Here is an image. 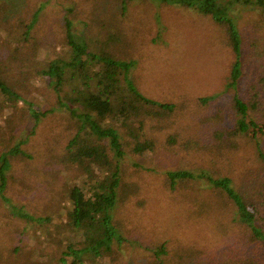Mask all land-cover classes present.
I'll return each instance as SVG.
<instances>
[{
    "label": "trees",
    "instance_id": "1",
    "mask_svg": "<svg viewBox=\"0 0 264 264\" xmlns=\"http://www.w3.org/2000/svg\"><path fill=\"white\" fill-rule=\"evenodd\" d=\"M70 1L75 5L62 6V0L55 6L52 0H24L23 4L0 0V124L16 137L14 144L0 150V199L9 205L10 214L41 224L48 222L46 228L54 232L50 240L58 242V251L66 243L58 259L48 253L47 245L34 254L36 259L46 260L45 264H73L67 262V256H72L94 264L103 256L101 264H122L123 248L132 245V238L126 235L132 232V212L145 208L151 199L134 175H128L130 166L123 160L128 155L139 157L154 150L159 133L188 115L201 123L204 119L214 120V142L207 145L208 141L197 132L188 138L181 136L179 143L180 132H169L167 144H179L180 152L212 154V158L204 166L167 169L163 186L172 204L188 212L186 221L204 220L226 244L233 245L237 240L249 244L243 235L252 240L264 239V214L251 207L263 206L264 195L259 204L245 189L248 183L254 186L256 179L264 176L253 169L256 161L264 170V140L255 132L264 127V62L257 58V38L246 53L243 31L234 13L237 6L259 8L264 13V0H158L164 5L197 9L224 32L233 54L228 88L234 92L224 106L212 107L209 113L206 111L218 94L200 96L198 104L190 106L185 100L179 104L161 101L139 90L136 78L131 76L135 63L132 40L124 27L129 3L135 0ZM81 23L88 27L87 35L76 34ZM251 28L257 33L254 24ZM50 44L51 50L45 49ZM245 62L252 65L255 75L246 92L239 95ZM26 78H32L31 84ZM36 80L47 82L55 93L54 102L45 92L44 105L34 101L32 86ZM25 107L33 121L23 136L17 134L16 127L26 125ZM6 108L10 109L8 114ZM18 108L21 110L15 111ZM49 114L63 119L58 123L64 134L62 130L63 136L51 137L50 143L48 137L45 141L43 138L45 153L40 150V157L35 158L28 146ZM118 122H124V126L137 123L134 137L121 132ZM49 149L55 151L50 153ZM35 159L39 162L33 163ZM23 162H28V167ZM15 166L24 174L14 176ZM133 166L143 164L135 160ZM244 177L247 180L243 183ZM10 180H16L20 192L35 194L42 203L50 202V211L35 216L12 203L6 194ZM167 243L163 240L155 247L145 246L152 252L151 264H164L158 259L162 255L187 262L185 257L194 252L176 242L178 255L173 256ZM32 259L26 254L19 263L36 264ZM2 264H16L12 252ZM247 264H254V260Z\"/></svg>",
    "mask_w": 264,
    "mask_h": 264
},
{
    "label": "rangeland",
    "instance_id": "2",
    "mask_svg": "<svg viewBox=\"0 0 264 264\" xmlns=\"http://www.w3.org/2000/svg\"><path fill=\"white\" fill-rule=\"evenodd\" d=\"M17 1L20 4L24 3V0ZM57 1L52 0L51 5L55 6L54 4ZM62 2L60 4H63L62 6L75 5L70 0H62ZM129 6L131 7L128 9L127 18L125 17L124 27H126L132 40V58L135 63L131 68V76L136 78L135 82L139 90L144 95L161 101L179 104L185 100L190 102V106H196L198 104L196 100L200 96L218 94L206 113H209L212 107L224 106L227 99L234 92L232 88H228L233 54L227 47L224 32L214 23L212 18L197 9L179 5H164L158 0H135L132 4L129 3ZM234 13L239 27L243 31H241L243 34V47H247L246 53L248 47L252 46L255 37L257 38V58L262 59L260 62H264V13L259 8L245 6H237ZM60 18L63 19L62 14ZM257 22L261 24L257 25ZM253 24L257 33L251 31ZM249 25L251 27L247 28ZM88 31L86 24L81 23L76 34L84 35L86 33L87 35ZM89 35H91V31ZM45 49L51 50V44L47 45ZM57 50H59V47H57ZM259 65L257 64L258 73L261 69ZM251 67V64L245 62L244 75L238 83L239 95L246 92L253 75H255ZM25 81L31 84L32 78H26ZM32 91L35 93L34 101L40 105H44L45 102L43 92L46 93L50 101H55V93L50 90L46 81L36 80L35 85L32 86ZM29 97H33V92ZM25 108L28 115L26 125L22 123L16 127L17 134L23 136L28 134L31 129L29 124L33 121L28 107ZM19 110L21 109L18 108L15 111ZM9 111L10 109H5L6 114ZM52 115L55 114H49L42 119L37 127V133L31 137L28 148L35 158L36 156L40 157V150L43 151V154L45 153L46 148L45 142H42L43 138L45 141L48 137L47 142L50 143L51 137H60L64 134L61 123H58L59 120L63 119ZM196 119L197 121H195ZM123 124L124 122H118L121 132H126L127 135L133 138L134 129L138 124L134 122L125 126ZM1 126L0 124V150H3L5 147L14 144L16 137L10 136L5 129L6 127ZM215 128L214 120L204 119L201 123L197 117L191 118L188 115L180 122L178 121L171 129L160 132L158 146L151 152L139 157L127 154L128 156L123 162L125 161L130 166L128 175H134L133 178L141 183L143 193L147 196L150 194L151 199L145 208L132 212V218L134 219L129 221L132 232L126 234L132 238V245H123L125 247L122 253V264L153 263V260L149 258L152 252L146 250L147 247L145 246L155 247V244L163 240L169 242L167 248L173 256L178 255L176 246L179 245L176 242L194 250L193 254L185 257L187 262L178 257L166 259L163 255L159 256L158 259H162L164 264H247L252 260H254V264L264 262V239L261 241L260 238L252 240L248 238L249 236L243 235V239L250 241L249 244L242 243L239 240L233 245L226 244L225 239L216 236L212 227L207 226L204 220L200 222L197 220L194 222L186 221L185 218L188 212L175 208L170 196L164 190L163 179L167 169H177L183 165L188 167L204 166L210 164L212 158V154H203L199 150L197 152H180L179 144L169 146L167 144L169 132H180L179 143L182 142L181 136L188 138L196 135L197 132H201L202 139L208 141L207 145H211L214 142V136L211 132ZM255 132H257V136L264 140V127H258ZM63 140L64 138H62ZM53 151L55 149H51L50 153ZM135 160H139L143 167H134L133 162ZM38 162L39 159L33 161V163ZM23 163L28 167V162ZM136 169H138V173L134 174ZM253 169L256 170V173L264 174L263 167L260 164L258 165L256 161L253 163ZM12 174L18 177L19 174L24 173L22 168L15 166ZM244 174L242 172V175ZM249 175H253V173ZM31 179L33 180V178ZM246 180L247 178L244 177L243 183ZM256 180V185L249 186L248 183L245 189L255 195L256 201L261 204L264 195V176L262 179ZM15 181H9V188L6 192L8 197H11L12 203L23 206L25 210L35 216L45 215L50 211L49 201V203H42L35 199L37 195L20 192L19 185ZM31 194H33L32 197H30ZM251 207L255 211L264 214V205H260L258 208ZM9 210V205L0 199L1 264L10 252H12L16 264H20V258H24L26 254L33 257V263L40 264L42 262L45 264L46 260H38L34 254L40 252L46 245V250L50 249L49 254L55 255L56 259L60 257L61 251L66 248V243L60 245L62 247L60 251L57 250L56 243L58 242L50 240L54 232L46 228L48 222L41 224L36 220L29 221L10 214ZM260 223L263 222L260 220ZM11 233H15V237ZM60 237V235L57 236V239ZM74 237L71 238L72 241H75ZM153 259L155 260V258ZM104 260L103 256H99L97 258L98 262L96 261L94 264H101ZM67 262L93 264L86 258L79 260L72 256H67Z\"/></svg>",
    "mask_w": 264,
    "mask_h": 264
}]
</instances>
